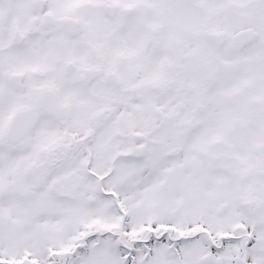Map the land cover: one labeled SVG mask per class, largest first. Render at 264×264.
I'll return each instance as SVG.
<instances>
[{"label":"snow or ice","instance_id":"obj_1","mask_svg":"<svg viewBox=\"0 0 264 264\" xmlns=\"http://www.w3.org/2000/svg\"><path fill=\"white\" fill-rule=\"evenodd\" d=\"M0 264H264V0H0Z\"/></svg>","mask_w":264,"mask_h":264}]
</instances>
